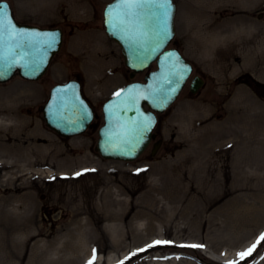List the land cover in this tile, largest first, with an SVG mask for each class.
<instances>
[{
    "label": "rangeland",
    "instance_id": "1",
    "mask_svg": "<svg viewBox=\"0 0 264 264\" xmlns=\"http://www.w3.org/2000/svg\"><path fill=\"white\" fill-rule=\"evenodd\" d=\"M0 1L11 4L20 23L63 31L61 49L40 80L15 76L0 84V264H67L73 252L53 246L75 226L68 211L99 215L111 199L144 206L149 195L158 197L149 193L153 186L168 200L184 191L192 197L176 203L184 212L174 224L186 233L149 235V214L142 213L126 227L134 237L121 246L96 232L95 264H118L151 238L172 247L126 264H228L256 240L264 231V0H174L170 47L193 73L133 162L105 160L96 150L102 104L146 74L131 79L118 45L104 33L103 9L113 0ZM195 76L204 84L192 94ZM71 79L81 81L97 118L84 134L65 139L46 126L42 107L54 85ZM39 229L52 233L36 236ZM192 244L203 247H181ZM242 264H264V242Z\"/></svg>",
    "mask_w": 264,
    "mask_h": 264
},
{
    "label": "water",
    "instance_id": "2",
    "mask_svg": "<svg viewBox=\"0 0 264 264\" xmlns=\"http://www.w3.org/2000/svg\"><path fill=\"white\" fill-rule=\"evenodd\" d=\"M117 0L108 3L103 10V27L109 40L118 45L125 67L130 71V78L146 72L141 82H131L122 88L120 96L114 95L103 103L101 112L103 124L98 129L96 150L105 160L133 162L137 160L155 138L153 131L158 124V115L164 114L174 104L192 75V65L176 48H170L175 37L174 17L176 5L172 4L170 20L171 35L157 53L142 65L131 57L127 43L107 23V12ZM0 5H8L9 16L19 30L36 32L41 36L55 33L58 42L53 50L48 52L45 63L35 75L25 72L22 63L16 64L7 76L0 78V84L8 83L14 76L24 81L36 82L47 72L51 61L59 53L63 42V31L60 28H40L33 25L18 23L11 6L0 1ZM19 49L17 52L19 53ZM171 54V55H169ZM20 59L19 55L15 57ZM152 66L155 69L150 70ZM204 80L195 76L189 85V91L196 94L203 86ZM167 96V100L163 99ZM144 97H147L145 99ZM157 97H160L157 99ZM86 109L88 118L81 122L80 108ZM42 116L46 126L61 138H72L84 134L97 118L95 111L83 94L82 84L78 80H70L51 88L48 99L42 107ZM74 122V123H73ZM141 122H148L147 131L142 133L139 143L136 142L137 132L130 131ZM159 142L154 145L157 148Z\"/></svg>",
    "mask_w": 264,
    "mask_h": 264
},
{
    "label": "snow or ice",
    "instance_id": "3",
    "mask_svg": "<svg viewBox=\"0 0 264 264\" xmlns=\"http://www.w3.org/2000/svg\"><path fill=\"white\" fill-rule=\"evenodd\" d=\"M106 15L108 25L127 43L131 57L140 65L157 53L172 34L170 31L171 0H117ZM57 42L58 36L55 33L41 36L36 32L19 30L9 16L8 5H0V78L7 76L18 63H22L26 73L35 75L41 70L48 52L54 49ZM17 55L20 57L19 60L15 58ZM115 95L120 96L121 93L117 92ZM144 98L147 99V97ZM163 99L166 101L167 96H163ZM79 111L81 122L86 121L88 118L86 109L81 107ZM148 126V122H141L136 128L130 130L139 133L135 137L137 143L142 138V133L147 131ZM262 242H264V233H261L249 248L238 252L237 259L228 261V264H242L248 261ZM169 243L171 241L154 242L155 245ZM181 247L195 249L203 246L192 244L181 245ZM140 251L143 252L144 249ZM133 255L136 254L133 253ZM95 260L96 253L93 250L92 259L88 261V264H94Z\"/></svg>",
    "mask_w": 264,
    "mask_h": 264
},
{
    "label": "bare ground",
    "instance_id": "4",
    "mask_svg": "<svg viewBox=\"0 0 264 264\" xmlns=\"http://www.w3.org/2000/svg\"><path fill=\"white\" fill-rule=\"evenodd\" d=\"M28 155L29 154H26L24 156L26 157ZM151 192L156 193L158 197H152L149 195V203L144 206L132 203L131 207L127 208L123 206L124 203L120 200L111 199L110 201H105V203L101 205L99 215H95L91 209L89 211H83L82 209L76 208L68 211L67 216L76 222L75 226H73V228H65V240L54 245L53 248L59 252H64L66 250L73 252L67 264H88V261L92 259L93 250H95L96 255L101 252V241L97 238L96 232L100 235L107 234L113 244L116 243L117 246H121L124 239L127 237H134V234L131 232L132 230H126V227H131L132 220L140 218L142 213L149 214V235H167L172 228H175V232L179 235L186 233L187 227H179L174 224L176 219L184 212V205L176 203L189 201L192 197H189L184 191L180 193L181 196H179L176 201L168 200L162 194L161 189L156 186L149 189V193ZM103 198H105L104 195H102V199ZM71 199L74 200L75 196L71 197ZM164 199L166 200V203H164L163 206H158V204ZM170 204H173V206L169 207ZM82 215L87 216V220L85 222L78 220V218ZM262 217H264V215ZM90 221H94V228H90ZM104 221H107L110 224L103 228L100 224ZM152 221H155L157 224L154 225ZM51 233L52 232H46L44 229H39L36 236H49ZM261 233H264V231H261L256 239ZM164 240V238L149 239V241L144 244L143 252L139 250L135 252L136 255H133L132 253L129 257L120 261L118 264H121V262L126 264L135 257L142 256L156 250L171 248L172 246L170 244H154L155 241ZM255 241L256 240L250 242L247 246L250 247L253 243H255ZM149 245L154 246L149 248ZM122 247L124 248L126 246ZM245 248L246 247L243 248V251ZM235 259H237V257L232 260ZM98 261L100 262V259ZM109 264H113V262H110Z\"/></svg>",
    "mask_w": 264,
    "mask_h": 264
}]
</instances>
